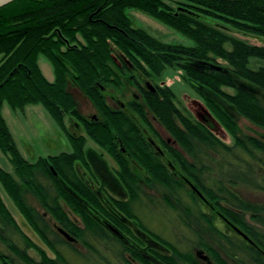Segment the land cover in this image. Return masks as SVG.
<instances>
[{
	"label": "trees",
	"instance_id": "1",
	"mask_svg": "<svg viewBox=\"0 0 264 264\" xmlns=\"http://www.w3.org/2000/svg\"><path fill=\"white\" fill-rule=\"evenodd\" d=\"M169 1L14 0L0 7V150L13 168V172L0 168V184L55 255L49 257L21 230L0 194V243L4 248L0 249V264H68L55 246L59 240H78L81 247H89L104 264H114L90 247L87 234L113 251L117 264H132L128 257V253L135 255L131 251L135 250L132 240L111 219H105L112 209L134 218L126 220H133L150 238L156 237L168 246L170 261L165 264H180L176 259L198 264L190 252L179 251L174 243L145 228L134 209L145 205L146 200L157 202L156 210L167 218L191 216L201 222L198 226L205 227L214 242L201 246L213 254L216 264H228V258L245 264L243 259L247 257L253 259L252 264H264V257L253 254L238 237L226 239L221 235L213 218L202 210L200 197L185 181L211 203L214 219L215 212H219L240 227L250 224L244 219L256 223L257 228L245 230L264 250V199L252 201L239 192L245 186L264 196V132L243 131L237 123L240 116L264 131V64H250L251 60L264 63V44L250 43L230 33L234 29L264 37V0ZM128 9L155 18L190 39L193 45L165 42L135 26ZM39 56L50 62L53 81L42 73ZM116 57L123 58V62L115 63ZM133 67L154 84V90H150L138 79L135 81L142 101L134 103V109L142 121L148 122L145 108L174 140L175 146L164 141L161 146L185 179L171 173L170 165L144 142L128 115L114 112L107 100L109 93L123 86L126 70ZM167 68L181 70L184 82L230 134L232 143L224 142L184 105H179L169 86L158 83ZM69 82L84 93L102 120H86L81 115L67 88ZM5 102L13 110L41 104L63 131L68 132L65 118L69 116L83 124L84 135L68 134L70 152L40 156L30 162L20 153L2 115ZM86 138L113 158L127 190L126 200L110 199L107 192H103L102 199L81 178L76 162L88 167L84 154ZM117 140L146 169L147 182L159 196L142 192L141 183L131 175L128 159L116 146ZM26 193L38 201L52 224L44 213L25 202ZM68 212L80 218V226ZM11 232L19 235L22 246L12 240ZM29 248L35 250L39 259L27 253ZM158 259L162 260L160 256Z\"/></svg>",
	"mask_w": 264,
	"mask_h": 264
},
{
	"label": "rangeland",
	"instance_id": "2",
	"mask_svg": "<svg viewBox=\"0 0 264 264\" xmlns=\"http://www.w3.org/2000/svg\"><path fill=\"white\" fill-rule=\"evenodd\" d=\"M167 1L170 3L169 0ZM127 13L135 26H139L147 30L149 33L165 42L179 43L188 46L193 45V42L187 37L141 11L128 9ZM230 33L247 40L250 43L261 45L264 44V37L259 35L234 29H230ZM220 62L224 63L222 60H220ZM38 64L44 76L48 80L53 81L54 75L50 62L45 57L39 56ZM250 64L253 67H258L264 63L257 60H251ZM136 76L140 80L141 84L145 86L147 84L154 86V84L141 71L138 70ZM158 83L169 86L176 93L177 99L180 102H178V104H181L182 106L184 105L191 112L194 111V113H196L198 105H202L203 103L202 99L198 97L197 94L184 82L182 79L181 70L179 69L167 68ZM129 88L130 92L128 94L130 95L131 91H134L135 89L133 86H129ZM68 89L74 96L76 102L82 106L81 108L84 113L89 116L95 113V108L77 86L69 82ZM120 98L123 97L120 96ZM2 115L9 126L20 153L30 162L36 161L40 156L47 157L51 155H57L61 152H70L72 150L68 134H70L73 129L71 127L72 119L69 116L65 118V124L68 130V132H66L58 127L48 111L41 104H29L24 108V110H13L5 102L2 107ZM237 123L243 131L250 133L264 132L262 129L252 125L240 116L237 117ZM220 127L222 133L217 131V135L224 142L228 144L232 143L233 139L230 134L227 133L222 126ZM84 147H87L91 151L90 156L88 157L89 161H92L94 167L103 175H105V173L108 174L107 168L115 167L107 156L102 155L101 157L99 153L100 149L90 139L86 138ZM76 167H78V172H80L81 169H84V166L80 164V162H76ZM0 168L8 172H13V168L9 163L7 155L1 152V150ZM239 192L244 198L252 201L264 199V196L261 193L254 192L252 189L245 186L240 187ZM0 194L2 200L13 215L21 230L34 243L44 249L49 257H54L55 255L52 253V251L42 241L39 235L33 230L24 216L20 213L18 208L13 204L12 200L3 190L1 184ZM25 202L33 208H36L40 213H44V210L41 208L38 201L31 194H25ZM149 211L150 210L148 208H139L136 211L139 220L145 226V228L161 236V238L175 243L177 239L175 238L176 233L178 231L182 232L184 230L177 227L178 225L176 224V226L171 219H166L167 217L158 213L157 210L154 212ZM68 213L76 225L80 226L81 224L79 220L74 219L72 213ZM44 216L46 221L52 224V222L49 221V215L44 213ZM131 222L137 226L134 221ZM10 235L12 236V240L18 243V245H23L18 234L11 232ZM97 239L98 238H95L89 234L86 235V241L89 243L90 247H92L94 250H97L105 258L112 261V263L117 264V259L114 257L113 251L105 248L102 242H99V239ZM55 246L64 255L68 261V264H104L100 259L96 258L97 255L94 253V251L90 250L89 247H81L80 244H76L74 246V244L71 245L66 241L60 240L59 242L55 243ZM0 249L4 250L1 243ZM27 253L35 259H39V256L34 249H27Z\"/></svg>",
	"mask_w": 264,
	"mask_h": 264
},
{
	"label": "flooded vegetation",
	"instance_id": "3",
	"mask_svg": "<svg viewBox=\"0 0 264 264\" xmlns=\"http://www.w3.org/2000/svg\"><path fill=\"white\" fill-rule=\"evenodd\" d=\"M123 58L116 57L115 63H122ZM53 71V69H52ZM126 75H124L123 78V86L118 89L114 90L111 93L108 94L107 100L110 103V106L112 110L116 113L122 112L128 115L130 120L132 121V124L136 129L138 128V131H140L142 135V139L148 146H152L153 150L155 152V155L158 156L160 160H163L166 164L170 165V169H172L171 173L177 175L178 178H183L182 173L177 171V169L172 165V163L168 160L167 156L165 155V152L161 146V141H164L168 144H171L175 146L174 140L167 134L164 127L155 120L152 115L143 108L146 117L149 119L148 122L142 121L140 119V116H138V113L136 112L137 109H134L133 104L134 103H141L142 97L139 92V90L135 86V81L138 79L137 71L135 67L131 69V71L126 70ZM140 82V80L138 79ZM141 83V82H140ZM129 86L134 87V91L130 92ZM128 94V96H127ZM122 96L123 98H120ZM125 98V99H124ZM77 107L79 111L81 112V115L86 119L90 120L91 118H95V120H102V116L100 113L95 111L92 115H87L82 110V106L77 103ZM151 124V126H150ZM71 127L73 131L70 133V135L78 136L83 135L84 131L83 124L79 123L77 121L71 120ZM81 130V131H80ZM157 134V136L155 135ZM93 142V141H92ZM94 143V142H93ZM99 149V153L102 157V155L107 156L112 163L114 164V168L109 167L107 168L108 174L105 173L103 175L100 173L93 165L92 161H89V156L91 151L86 147H84V154L86 158V162L88 167L84 166V169H81L79 172L81 178L83 179L88 186L95 191L97 195H99L101 198L103 197V192L106 196H110V199H116V200H126L128 197L127 190L124 187L120 177L118 176V168L116 166V163L114 162L113 158L101 147H99L96 143H94ZM116 146L119 148V151L123 154H125V157L128 159L129 167L131 170V175L135 181L138 183H141L142 186V192L145 195L150 196L153 192L154 195H158L156 190L152 188L147 182V178L149 174L147 173L146 169H144L142 166L138 165L136 160L132 157L131 153H128L127 150L122 146V144L117 140ZM185 181H187L185 179ZM198 195V194H197ZM159 196V195H158ZM103 199V198H102ZM202 202V210L205 211L211 219L213 223H215L219 230H221V235L224 236L226 239L229 237H238L240 240H242L243 244L249 247L250 250H252L253 254L259 255V257H264V250H262L260 247L257 246L254 239L251 237V235L247 232L249 227H258L251 219H244V221L248 222L249 225L245 227H240L233 223L230 219H225L219 212L216 213V219L215 215L213 214L214 209L211 203L206 201L205 199L201 198ZM105 204L109 205L108 201L103 200ZM146 203H143L145 205H139L137 206L134 211L136 212L139 208H148L151 211H155L158 208L157 202L152 203L150 200H146ZM110 206V205H109ZM111 214L109 217H106L105 219H111L114 224H117V228L122 230L133 242V249L131 250L135 253V255H131L128 253L129 260L132 264H165V262L168 260L170 261V253L168 252V246L163 245L161 241H159L156 237L150 238L147 234L144 233V231L139 228L138 226H135L133 224V220H126V219H134V218H128L123 213H119L117 211H114V209L111 210ZM158 212V210H157ZM137 213V212H136ZM160 213V212H158ZM73 218L78 219L79 222L80 218L75 216L74 214ZM138 217V214L136 215ZM139 219V218H138ZM166 219H174L175 225L179 227L180 229H183L184 231H178L176 233V242L174 245H176L177 248H179V251H187L190 252L192 255H194V258L198 261V264H216V261L213 260V254H208L207 250L202 247L201 245L209 244L213 242L212 234L206 230L205 227H199L198 224L201 223L199 221H195L196 219H193V217H177V216H170ZM51 220V219H50ZM52 222V221H51ZM53 223V222H52ZM122 226H121V225ZM247 227V231L245 228ZM200 230V231H199ZM239 230L240 233L237 231ZM122 234V233H121ZM123 235V234H122ZM64 236V235H63ZM65 237V236H64ZM207 240V241H206ZM226 245H229V242H225ZM70 244H79L78 240L70 241ZM209 249V248H208ZM249 249H243L242 251L248 252ZM210 250V249H209ZM136 251V252H135ZM211 251V250H210ZM224 255V254H222ZM137 256L139 258H137ZM161 257V259H158V257ZM143 258V261L141 258ZM157 258V259H156ZM140 259V260H139ZM228 264H238L236 263L235 259L228 258ZM245 264H252L251 261L253 259L250 258H244ZM176 262L180 264H188L184 263L183 261H180V259H176Z\"/></svg>",
	"mask_w": 264,
	"mask_h": 264
},
{
	"label": "water",
	"instance_id": "4",
	"mask_svg": "<svg viewBox=\"0 0 264 264\" xmlns=\"http://www.w3.org/2000/svg\"><path fill=\"white\" fill-rule=\"evenodd\" d=\"M14 0H0V7H3L9 3H11ZM145 86V85H144ZM146 88H149L150 90H154V86L147 84L145 86ZM68 88V85H67ZM192 114L194 115V117L196 119H198L200 122L204 123L205 125H207L212 131H214L217 134V131L221 132V125L218 123V121L212 116V114L210 113V111L206 108V106L202 103V105H198V109L196 110V113H194V111H192ZM222 133V132H221ZM51 169H53L51 167ZM55 174V172H54ZM188 184L190 185V187L198 194L199 197L203 198L202 194L200 193V191L193 185L191 184L188 180H187ZM204 199V198H203ZM106 227L109 228L113 233L119 235L121 238H124V236L116 229L114 228L111 224L109 223H105ZM239 233L240 231L237 230ZM62 233H64L65 236H67L70 239H73L72 237H70V235H68L66 232H64L63 230H61Z\"/></svg>",
	"mask_w": 264,
	"mask_h": 264
},
{
	"label": "crops",
	"instance_id": "5",
	"mask_svg": "<svg viewBox=\"0 0 264 264\" xmlns=\"http://www.w3.org/2000/svg\"><path fill=\"white\" fill-rule=\"evenodd\" d=\"M3 107V106H2Z\"/></svg>",
	"mask_w": 264,
	"mask_h": 264
}]
</instances>
